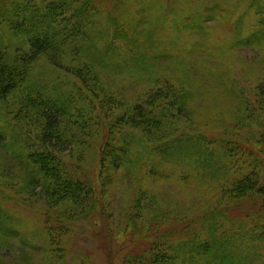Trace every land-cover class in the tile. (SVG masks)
<instances>
[{
  "label": "trees",
  "instance_id": "1",
  "mask_svg": "<svg viewBox=\"0 0 264 264\" xmlns=\"http://www.w3.org/2000/svg\"><path fill=\"white\" fill-rule=\"evenodd\" d=\"M95 1L0 0V160L6 161L0 167V241L19 236L4 207L6 201L29 204L33 199L46 207L40 218L49 244L57 246L68 221L94 217L102 227L98 237L107 260L114 264L112 252L119 244L112 237L116 233L108 238L103 230L110 214L101 207V199L121 170L130 176L143 171L150 179L160 174L158 166L171 164L185 170L179 178L190 185L220 181L221 195L231 200L262 194L264 78L252 87L251 95L239 93L233 106L237 113L235 109L232 113L236 119L220 121L221 128L213 126L215 121L203 118V122L194 117L190 89L154 75L153 62L160 54L151 55L148 49L153 34L143 43L139 40L148 21L138 18L142 21L117 24L112 15L101 14ZM261 5L258 0L251 3L257 20L248 32L238 20L233 23L235 35L240 32L236 45L264 48ZM176 8H166L165 15ZM214 8L207 9V19L214 18ZM192 19L182 27H204L203 20ZM117 41L128 51L121 57L126 68L155 76L133 101L123 99L115 84L102 77L109 65L121 64L111 51ZM225 88L230 95L236 89ZM89 152L96 156L95 174L82 168ZM240 166L248 169L245 174H239ZM228 171L237 178L225 181ZM132 192L125 223L129 227L123 234L130 228L133 237L127 243L144 240L150 249L134 255L126 252L119 264H235L234 256L225 252L230 244L220 247L215 218L206 212L187 219L171 209L163 212L162 200L141 184H134ZM197 225L201 231L207 229L204 239Z\"/></svg>",
  "mask_w": 264,
  "mask_h": 264
},
{
  "label": "rangeland",
  "instance_id": "2",
  "mask_svg": "<svg viewBox=\"0 0 264 264\" xmlns=\"http://www.w3.org/2000/svg\"><path fill=\"white\" fill-rule=\"evenodd\" d=\"M258 1L264 7V0ZM252 2L253 0H96L95 5L104 17L112 15L117 24L147 20L148 23H144L140 29L139 40L143 43L149 38L148 34H153V45L147 44L148 47L152 46L148 49L151 55L160 54V59L153 62L154 75L168 78L172 83H180L190 89L194 94V117L215 121L213 126L221 128L220 121L227 123L236 119L237 114L232 113L234 109L237 113L233 106L238 103L239 93L251 95L252 87L264 78V48L256 45L254 48L239 46L235 43L236 35H240V32L236 35L234 33L235 20H238L239 27L242 26L245 33L252 29L251 23L257 20L254 7H251ZM171 6L173 9L177 7L176 12L165 15L164 10ZM213 6L214 18L207 19L210 16L207 9ZM134 15L137 17L135 20ZM191 17L203 20L204 27L201 30L183 28V24L193 21ZM138 18L142 20H137ZM178 24L181 27L176 29ZM115 45L116 48L111 51L121 64H115L117 68L109 65L102 77L105 82L115 84L123 99L133 101L139 92L154 83L151 78L155 76L149 71L141 74L142 72L126 68L121 57L128 51L123 47L121 49L118 41ZM142 48L143 46L140 51ZM162 55L165 58L162 59ZM212 55L214 58H209ZM172 56L176 58L171 59ZM118 66L123 69L119 71ZM114 73L118 74L116 78ZM225 86L236 89L230 95ZM245 132L241 133L242 137L246 136ZM95 157L90 152L86 155L82 166L85 173L98 172ZM2 159L0 167L6 165L5 157ZM150 164L147 162V166ZM238 164L240 162L233 163L235 166H239ZM157 168L160 174L150 179L144 177L143 171L131 176L125 174V170L117 172L111 184L106 187L102 199L100 198L101 207H106L110 214L103 230L108 238L110 234L116 233V238L112 237L119 244L112 252L114 264H119L126 252L134 255L150 246L144 240L137 245L127 243L133 237L130 228H127L129 232L123 234V229L129 227L125 223L130 200L135 193L132 192L134 184H141L158 195L157 198L162 200L159 204L163 212L171 209L174 213L185 215L182 216L185 219L198 217L206 212L205 215L215 218L216 235L222 236L220 247L227 248L230 244L231 249L225 252L234 256L235 264H264V189L257 196L231 200L227 195H221L218 189L220 181L206 180L204 186L193 181L190 185L179 178L185 174V170L179 166L161 164ZM239 168L240 175L248 170L242 166ZM14 171L12 168L13 176ZM263 173L260 174V180L264 188ZM234 178H237L234 171H228L225 181ZM30 201L28 204L13 199L7 200L4 205L11 216L12 227L18 231L19 236L6 237L4 243L0 241V264H110L105 246L100 240L102 237H98L102 227L98 226L100 223L96 224L94 217L68 221L65 233L60 232L61 241H57L56 249L44 236L45 228L40 215L42 208L46 207L40 201ZM199 226L196 228L204 239L207 229L203 227L201 231Z\"/></svg>",
  "mask_w": 264,
  "mask_h": 264
}]
</instances>
